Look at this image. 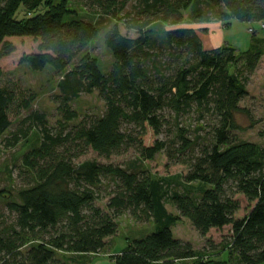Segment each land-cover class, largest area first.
<instances>
[{
    "label": "trees",
    "instance_id": "16d2710c",
    "mask_svg": "<svg viewBox=\"0 0 264 264\" xmlns=\"http://www.w3.org/2000/svg\"><path fill=\"white\" fill-rule=\"evenodd\" d=\"M86 1L101 16L124 19L126 28L138 34L123 36L117 23L104 31L113 58L107 73L86 52L101 29L78 17L71 0H0V60L12 51L7 38L40 40L39 53L24 56L21 63L34 72L50 67L61 77L55 100L64 122L54 132L46 115L33 110L34 94L20 96L0 87V139L11 128L12 110L27 116L6 140L8 147L34 130L40 133L37 146L22 158L17 202L6 203L10 222L0 213V264H72L58 253L78 259L102 254L107 239L117 236L116 220L126 214L153 222L154 230L128 238L112 264H264V149L238 136L237 120L250 115L241 103L264 41L254 35L246 52L228 46L207 50L195 28L213 22L226 29L232 21L263 23L264 0H138L124 18L118 17L120 0ZM22 7L24 16L18 18ZM154 24L169 29L158 38ZM3 75L0 66V80ZM95 92L104 113L76 124L71 103ZM183 117L196 122L194 137L180 123ZM199 133L205 134L202 141ZM89 151L107 161L133 151L151 162L165 153L174 165L188 167L181 177L199 184L200 196L170 192L151 170L78 163ZM103 181L113 184L114 192L104 194ZM238 195L252 205L243 219H236ZM105 196L107 211L96 205ZM166 199L178 215L168 212ZM182 219L203 238L226 227L231 236L213 255L201 254L174 237L172 229Z\"/></svg>",
    "mask_w": 264,
    "mask_h": 264
},
{
    "label": "rangeland",
    "instance_id": "374dc122",
    "mask_svg": "<svg viewBox=\"0 0 264 264\" xmlns=\"http://www.w3.org/2000/svg\"><path fill=\"white\" fill-rule=\"evenodd\" d=\"M138 0H120L118 17H125L127 12H131L133 6ZM70 8L77 12V16L81 19H86L96 23L101 29V34L94 39L88 48L87 53L98 61L100 69L107 73L113 63V58L110 51L104 43V31L111 28L114 24H118L119 30L123 36L129 38H137L138 34L135 31H130L124 24V19L119 21L117 18L105 17L99 15V11L95 7L92 9L86 0H71ZM24 16L23 7L18 13L17 17ZM188 12L185 14V22L182 26L187 25ZM130 20V19H128ZM217 22L206 24L211 26L209 29L217 28ZM215 25V26H212ZM224 24V23H223ZM259 24V23H258ZM258 24L241 23L232 21V25L226 29L224 34V41L228 47L237 48L239 52H246L251 48L253 34L260 30ZM153 29L155 34L163 36V33L169 29L164 24H154ZM188 27V26H187ZM202 25H196L195 28L201 33H206L209 29H203ZM225 27V25H223ZM201 28V29H200ZM6 43L12 47L10 54L2 57L0 66L3 70V78L0 80V87L13 90L20 96H29L31 93L36 96V101L33 105V110L44 113L47 117L48 125L54 132H59L64 126L62 116L58 112V104L56 97L60 95L58 84L61 77L55 74V71L48 67L42 72H34L28 65L22 64L21 60L24 56L39 53L40 40L34 38H7ZM3 47L0 46V52ZM233 73L234 70L232 69ZM246 88L248 96L241 103L242 108L246 109L248 114H240L237 117L238 123L241 126V131L238 133L243 141L256 144L258 147L264 149V50L257 69L253 75L248 76ZM71 108L78 114L76 124L83 118L101 116L105 111L104 103L99 99L98 93L81 94L80 97L71 103ZM27 116L26 112L13 111L10 113L11 128L7 135L0 139V213L4 214L10 222L11 216L8 213L6 203L17 202V194L23 187L22 179L19 177V172L22 165L23 156L37 146L40 137L38 130L30 133L27 140H22L16 147H8L7 139L10 138L12 132L16 131L22 125L20 121ZM175 122V121H174ZM182 126L189 128L190 134L193 137L196 135L193 130L196 126L194 119L183 117L180 121ZM174 125V123H173ZM126 128V126H124ZM201 135L200 141L203 140L205 134ZM86 161H97L105 165H115L121 168H132L140 170H151L153 177L156 179H163L172 193L178 192L180 194H189L198 198L202 187L197 184H188L184 181L181 175H186L187 166L174 165L165 155L160 153L156 156L154 161H142L139 156L130 151L128 154L121 157H114L110 161L99 158L96 153L89 151L86 156L81 157L78 163ZM103 193L109 194L114 192L115 187L109 181H103ZM3 197V198H2ZM240 201V211L236 214V219H243L250 211L251 206L245 197L238 195L236 197ZM109 198L107 196L96 203V205L107 211V204ZM165 206L168 212L178 215L177 209L168 201L165 200ZM1 221V220H0ZM118 233L114 238L107 239L108 247L102 254L95 256H87L83 259H78L77 256L72 258V255L58 253V257L64 261L73 260L72 264H112L111 257L119 255L127 246V239H137L148 235L154 230L153 222H140L130 214H126L117 220ZM2 222V221H1ZM174 237L179 240L189 242L193 245L195 250L201 254L213 255L218 251V248L225 244L231 236V227H226L221 230L213 229L209 232L206 238L194 229L189 221L182 219L173 229ZM211 242L212 246L208 244ZM224 255L221 259H225ZM68 258V259H67ZM75 261V262H74ZM80 263H79V262ZM191 264V263H189Z\"/></svg>",
    "mask_w": 264,
    "mask_h": 264
},
{
    "label": "crops",
    "instance_id": "0c3cea01",
    "mask_svg": "<svg viewBox=\"0 0 264 264\" xmlns=\"http://www.w3.org/2000/svg\"><path fill=\"white\" fill-rule=\"evenodd\" d=\"M223 23L222 22H217L216 23V27L217 28H212L209 29V27L211 28V26H205L202 25L203 29H209L208 32L206 33H199V36L201 38V40L203 41V45L207 50H212V49H217V48H221L223 46H227L226 42L224 41V34L227 32L226 29H224L225 27H223ZM232 25V22H231ZM258 26L260 30L258 33L255 32L256 39L257 40H261L264 41V22L263 23H259ZM212 26H215L212 24ZM201 29V28H200ZM237 49V48H236ZM177 264H181V263H177ZM189 264V262H188Z\"/></svg>",
    "mask_w": 264,
    "mask_h": 264
}]
</instances>
